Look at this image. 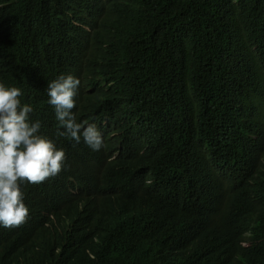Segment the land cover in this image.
I'll return each mask as SVG.
<instances>
[{
	"label": "trees",
	"instance_id": "16d2710c",
	"mask_svg": "<svg viewBox=\"0 0 264 264\" xmlns=\"http://www.w3.org/2000/svg\"><path fill=\"white\" fill-rule=\"evenodd\" d=\"M0 43V83L19 86L23 97L37 69L57 76L85 61L100 71L84 89L92 122L105 130L102 155L122 133L126 119L117 112L123 109L141 119L131 137L157 151L162 176L194 181L207 161L233 160L245 163L243 174L264 191V0H0ZM114 117L118 125L108 128L104 123ZM40 122L49 126L50 112ZM63 140L66 151L78 150L79 143ZM221 140L227 143L214 148ZM80 150L79 172L88 177L93 152L83 141ZM235 164L226 166L238 174ZM227 186L221 182L215 192ZM39 193L29 192L37 208ZM263 202L256 199L252 218L237 225L236 205L210 223L198 209L147 197L143 213L162 223L163 232L135 237L127 259L137 253L142 264H181L187 259L171 255L191 241L204 264H264V242L240 248L243 232L263 226L264 208L257 210ZM57 238L45 228L0 226V264L73 257L52 252ZM102 249L100 264L137 262L117 253L111 239Z\"/></svg>",
	"mask_w": 264,
	"mask_h": 264
},
{
	"label": "clouds",
	"instance_id": "9594fccd",
	"mask_svg": "<svg viewBox=\"0 0 264 264\" xmlns=\"http://www.w3.org/2000/svg\"><path fill=\"white\" fill-rule=\"evenodd\" d=\"M37 71L39 77L24 97L19 86L0 83V226L13 229L25 224L53 231L59 238L54 239L52 252L74 255L59 264H100V250L105 252L102 246L109 245L110 239L117 253L125 252L127 261L142 264L135 260L137 253L127 259L135 246L134 238L163 232L162 223L143 213L147 197L198 209L204 212L199 217L210 223L219 222L225 210L236 205L240 207L237 225L252 218L256 199H264V191L255 183L257 178L244 175L245 163L233 160L228 163L239 166L238 174L226 166L228 163L214 159L206 162L194 181L162 176L157 151L146 149V142L131 137L141 119L134 121L123 109L117 112L126 119L122 133L110 152L102 155L105 130L92 122L84 89L97 81L100 71L89 69L85 61L57 76H51L46 68ZM49 112L51 124L41 127V119ZM104 124L113 128L118 120L114 117ZM65 136L79 143L78 150L66 151ZM81 141L93 152L88 177L79 172L85 158ZM226 143L221 140L214 148ZM221 182L228 186L216 193ZM53 186L57 189L49 190ZM32 189L40 192L38 208L29 194ZM257 207L264 208V202ZM261 221V228L242 233L240 248L264 242V210ZM171 257L186 258L181 264H204L194 255L191 241L180 244Z\"/></svg>",
	"mask_w": 264,
	"mask_h": 264
},
{
	"label": "bare ground",
	"instance_id": "6f19581e",
	"mask_svg": "<svg viewBox=\"0 0 264 264\" xmlns=\"http://www.w3.org/2000/svg\"><path fill=\"white\" fill-rule=\"evenodd\" d=\"M5 3H6V2H5ZM8 26H9V25H8ZM9 27H10V26H9ZM6 28H7V27H6ZM4 32H5V31H4ZM10 33H12V31H11ZM10 33H9V34H10ZM3 35H4V34H3ZM10 35H11V34H10ZM7 36H8V34H7ZM7 36H6V37H7ZM3 37H4V36H3ZM10 39H11V38H10ZM8 40H9V39H8ZM2 41H3V40H2ZM6 42H8V41H6ZM2 43H3V42H2ZM10 43H12V42H10ZM0 44H1V43H0ZM3 44H4V43H3ZM7 44H9V42H8ZM7 44L5 43L3 46H5V45L7 46ZM14 44H15V43H14ZM9 46H10V45H9ZM18 46H19V45H18ZM1 48H2V47H1ZM12 48H13V47H12ZM15 48H16V47H15ZM3 49H4V48H3ZM16 50H17V49H16ZM5 51H6V50H5ZM5 51H4V52H5ZM11 51H12V50H10V52H11ZM7 52H8V51H7ZM15 53H17V51H16ZM3 54H4V53H3ZM5 54L7 55L8 53L5 52ZM9 54H10V53H9ZM14 55H16V54H14ZM11 56H12V54H11ZM14 57H16V56H14ZM10 58H11V57H10ZM2 227H3V226H2Z\"/></svg>",
	"mask_w": 264,
	"mask_h": 264
}]
</instances>
